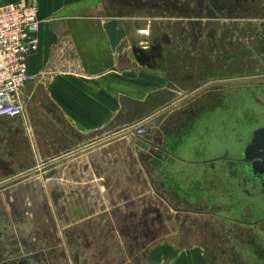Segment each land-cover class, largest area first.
I'll return each mask as SVG.
<instances>
[{
    "label": "rangeland",
    "instance_id": "1",
    "mask_svg": "<svg viewBox=\"0 0 264 264\" xmlns=\"http://www.w3.org/2000/svg\"><path fill=\"white\" fill-rule=\"evenodd\" d=\"M95 2L125 26L141 79L100 143L80 142L48 91L0 115L2 173L28 169L0 184V248L11 264L22 242L42 249L26 264H155L149 249L168 246L264 264V189L209 160L264 124V0Z\"/></svg>",
    "mask_w": 264,
    "mask_h": 264
},
{
    "label": "crops",
    "instance_id": "2",
    "mask_svg": "<svg viewBox=\"0 0 264 264\" xmlns=\"http://www.w3.org/2000/svg\"><path fill=\"white\" fill-rule=\"evenodd\" d=\"M28 1L40 7L41 27L39 49L28 60L30 70L39 78L25 86V97L39 99L38 95L48 91L67 126L83 135L80 142L96 144L119 133L114 130L122 126L116 107L121 104L122 91L141 79V72L127 63L125 26L100 14L95 0ZM126 69L135 70L137 76L123 75ZM2 161L8 160L2 156ZM27 170L3 174L0 169V184ZM18 250L23 254L20 264L27 263V255L42 251L27 252L23 242ZM5 254L0 248V264H11ZM147 254L155 264H205L203 252L197 248H151Z\"/></svg>",
    "mask_w": 264,
    "mask_h": 264
},
{
    "label": "built area",
    "instance_id": "3",
    "mask_svg": "<svg viewBox=\"0 0 264 264\" xmlns=\"http://www.w3.org/2000/svg\"><path fill=\"white\" fill-rule=\"evenodd\" d=\"M40 7L28 0L0 1V115L25 113L24 88L39 74L29 68V57L39 49ZM142 31H147L142 29ZM144 47L149 43H142ZM141 134L144 130H139Z\"/></svg>",
    "mask_w": 264,
    "mask_h": 264
},
{
    "label": "flooded vegetation",
    "instance_id": "4",
    "mask_svg": "<svg viewBox=\"0 0 264 264\" xmlns=\"http://www.w3.org/2000/svg\"><path fill=\"white\" fill-rule=\"evenodd\" d=\"M216 126L217 123L216 125L211 124L212 128ZM256 143L258 144V148L251 149V147ZM166 149L164 150L165 152L174 155L172 152L170 153V151ZM255 153H260L258 158L260 159V161H264V124L253 129L249 138L246 140L240 154H222L212 157L209 160L217 161L220 159H225L232 162L234 164L233 169H236L237 174L241 176L242 180H245L246 182L252 180L253 183H255L256 187L264 189V165H260L258 169H256L253 164V159L248 157L249 155ZM254 158H257V156H254ZM234 172L231 171L230 173L234 174Z\"/></svg>",
    "mask_w": 264,
    "mask_h": 264
},
{
    "label": "water",
    "instance_id": "5",
    "mask_svg": "<svg viewBox=\"0 0 264 264\" xmlns=\"http://www.w3.org/2000/svg\"><path fill=\"white\" fill-rule=\"evenodd\" d=\"M123 75L127 76V77H136L137 76V72L133 69H126V70H123ZM257 149L258 148V144L256 143L255 145H253L251 147V149ZM260 155V153H255V154H252V155H249L248 157L253 159V164L255 166L256 169H258V167L260 165H264V161H260V159L258 158V156ZM254 156H257V158H254Z\"/></svg>",
    "mask_w": 264,
    "mask_h": 264
},
{
    "label": "trees",
    "instance_id": "6",
    "mask_svg": "<svg viewBox=\"0 0 264 264\" xmlns=\"http://www.w3.org/2000/svg\"><path fill=\"white\" fill-rule=\"evenodd\" d=\"M166 149V147H164V150ZM166 150H169V149H166ZM170 153H171V151H170ZM173 153V152H172ZM174 154V153H173Z\"/></svg>",
    "mask_w": 264,
    "mask_h": 264
}]
</instances>
